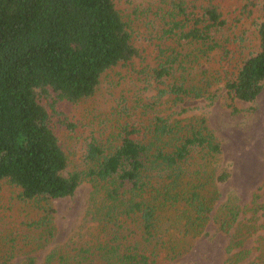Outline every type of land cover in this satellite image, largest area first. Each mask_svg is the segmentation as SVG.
Here are the masks:
<instances>
[{
    "label": "trees",
    "instance_id": "16d2710c",
    "mask_svg": "<svg viewBox=\"0 0 264 264\" xmlns=\"http://www.w3.org/2000/svg\"><path fill=\"white\" fill-rule=\"evenodd\" d=\"M127 1L0 0V264H174L210 223L223 264H264L263 237L243 245L261 195L222 201L221 141L192 115L263 91L264 0ZM83 183L81 226L39 261Z\"/></svg>",
    "mask_w": 264,
    "mask_h": 264
},
{
    "label": "rangeland",
    "instance_id": "374dc122",
    "mask_svg": "<svg viewBox=\"0 0 264 264\" xmlns=\"http://www.w3.org/2000/svg\"><path fill=\"white\" fill-rule=\"evenodd\" d=\"M127 2L120 0V5L125 7ZM143 2L146 1L131 0L130 3L139 6ZM245 2V0H228L222 1V4L225 11L234 14L236 7H240ZM236 104L242 111L233 114L226 107L223 99H217L212 103L200 101L197 105L198 110L193 111L192 115L205 116L211 129L221 141L222 162L228 166L231 174L230 179L219 188L222 201L227 196H236L240 207H245L253 202L255 194H259L261 198L257 203L264 205V89L254 103L236 102ZM89 130L88 126L87 129H78L80 136L83 135V131L88 133ZM71 143L76 144L74 140H71ZM89 192L90 186L83 183L72 198L53 202L58 237L53 244L38 253L39 261H42L54 246L64 244L75 236L81 226ZM263 213L264 209L256 214L249 211L246 217L257 221L252 224L261 226L264 223ZM229 236L230 234L219 233L211 223L208 224L203 235L194 240L193 248L174 264H223ZM259 237L264 238V228L250 234L243 243L244 247L247 249L259 247L263 243ZM256 256H258L257 251L252 250L245 263Z\"/></svg>",
    "mask_w": 264,
    "mask_h": 264
}]
</instances>
